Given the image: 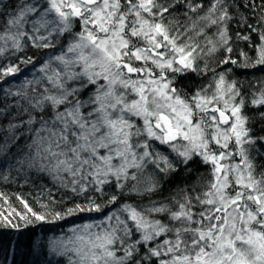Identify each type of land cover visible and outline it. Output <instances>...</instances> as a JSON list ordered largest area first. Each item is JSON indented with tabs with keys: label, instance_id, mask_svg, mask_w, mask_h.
I'll return each mask as SVG.
<instances>
[{
	"label": "snow or ice",
	"instance_id": "obj_1",
	"mask_svg": "<svg viewBox=\"0 0 264 264\" xmlns=\"http://www.w3.org/2000/svg\"><path fill=\"white\" fill-rule=\"evenodd\" d=\"M181 6L183 20L174 15ZM242 6L258 7L262 28L241 16L260 40L255 60L242 52L241 62L231 55L228 25L232 10ZM0 17V57L29 47L56 50L41 64L42 76L26 81L42 87L6 93L19 97L16 122L7 125L12 139L32 134L18 164L51 174L85 198L53 219L101 213L125 193L154 195L181 166L191 174L196 159L210 168L198 186L148 205L121 204L100 222L71 229L59 246L50 242V251L68 264H264V165L257 164L264 159V135L254 127L264 122V80L246 92L227 67H264V0L259 6L255 0H0ZM213 26L217 40L205 31ZM220 49L226 54L217 65L224 70L202 64ZM17 59L35 67L32 57ZM21 71L0 67V80ZM209 72L212 79L191 92L180 85L189 74ZM13 146L5 141L0 147ZM22 202L27 212L16 215L25 223L0 213V227H27L29 213L47 219ZM40 243L32 240L30 247Z\"/></svg>",
	"mask_w": 264,
	"mask_h": 264
},
{
	"label": "trees",
	"instance_id": "obj_2",
	"mask_svg": "<svg viewBox=\"0 0 264 264\" xmlns=\"http://www.w3.org/2000/svg\"><path fill=\"white\" fill-rule=\"evenodd\" d=\"M23 2V0H3V4L17 5ZM32 2V0H29ZM196 3H203L207 5L208 0H195ZM239 3L247 5L248 0H238ZM262 0H255L257 6L260 5ZM6 11H11L7 9ZM184 7L181 6L177 13L179 19L183 20ZM202 14V13H201ZM233 19L229 22V35L231 36V47L233 52L231 55L234 59L242 62L243 57L240 55L242 52L247 53L250 58L255 60L257 56L255 45L260 43L257 32H250L249 28L240 23L241 16L248 17V24H251L257 28H262L257 22V17L260 15L258 7L251 9L247 7H239L232 10ZM4 22V17H0V25ZM75 30V29H74ZM207 36L213 40H217L215 26L205 29ZM237 33L240 35H250V40L245 41L237 38ZM66 40V39H65ZM63 40L62 42H65ZM198 42L204 43V37H199ZM53 49H35L26 48L23 53H16L13 55L11 52L6 53L3 57H0V67L6 65H19L22 71L0 80V111L6 110L11 112L12 115L5 118L0 115V146L4 145L5 141L11 147L10 151L3 147H0V213L9 216L14 222L23 225L25 222L19 219L18 213H25L27 209L22 201H26L29 207L33 211L46 215L45 221H36L29 213V218L33 220V223L27 227L21 229L2 228L0 227V264H68L67 257L54 254L49 250V243L52 242L53 246H59L66 241V238L70 235L71 229L76 226H82L86 224L98 223L104 219L110 212L115 211L124 203H133L148 205L150 200L163 201L168 197L174 196L178 193V190L186 187L198 186L202 177L205 175L204 170L199 163H202L199 159H196L189 168V171L181 166L180 170L173 173L171 176L162 181V187L159 192L154 195L137 196L135 194L125 193L118 204L108 205L103 212H91V213H78L74 216L65 217L64 219H53L52 214L56 212H63L67 208L73 206L74 203H84V196H75L69 189H65L60 183L53 178L49 173L40 172L35 168L21 167L18 161L21 159L22 146L29 143L28 137L31 133H26L23 139L16 141L12 139L11 133L7 130L8 123L16 122V114L18 108L15 101L19 97L8 96L7 92H16L22 89V86L27 87L29 90L33 87H42L26 84V81H34L33 77L38 75L39 78L42 73L39 72V68L43 61L47 60L53 52ZM226 53L223 49L218 50L211 56L204 57L203 63H208L210 68H214L217 71L224 70L223 65H217V61L223 58ZM18 56L32 57L36 62L35 67L33 65L21 64L17 59ZM233 69L229 73V78L240 82L242 88L246 91H254L259 86V81L264 80V67L257 68H236L235 65H228ZM212 79V73L209 72L206 76H199L197 74H189L180 79V85L185 87L189 92L198 87L201 84H207ZM71 83V82H70ZM89 91H92L91 89ZM85 94L82 99H86ZM23 103V101H21ZM260 111H264L261 108ZM250 116L256 115L254 110H250L248 113ZM45 117L51 115L50 110H46ZM26 118V117H25ZM258 135H264V122H259L254 125ZM258 165H264V159L257 160ZM151 166L148 170H151ZM264 170V169H261ZM187 171V173H185ZM210 169H208V174ZM111 192L112 189H106ZM92 195V193H88ZM107 197L97 200L98 203H105ZM163 214L156 215L157 219H162L167 222ZM95 231V229H93ZM36 240L40 243L39 247L31 248L30 241ZM71 246V245H69Z\"/></svg>",
	"mask_w": 264,
	"mask_h": 264
},
{
	"label": "rangeland",
	"instance_id": "obj_3",
	"mask_svg": "<svg viewBox=\"0 0 264 264\" xmlns=\"http://www.w3.org/2000/svg\"><path fill=\"white\" fill-rule=\"evenodd\" d=\"M77 31V30H76ZM64 44H66L67 43V41H65V42H63ZM53 54H56V50H54L52 53H51V55H53ZM50 55V56H51ZM135 120H136V122L138 123V124H140L141 123V121H140V119L139 118H134ZM154 146L156 147V149L158 150V151H161V152H164L165 154H169V152H170V150L166 147V146H163V145H160L158 142H154ZM174 155V154H173ZM148 171H152V169L151 170H148ZM185 173H187V171H185ZM190 188V187H189Z\"/></svg>",
	"mask_w": 264,
	"mask_h": 264
},
{
	"label": "bare ground",
	"instance_id": "obj_4",
	"mask_svg": "<svg viewBox=\"0 0 264 264\" xmlns=\"http://www.w3.org/2000/svg\"><path fill=\"white\" fill-rule=\"evenodd\" d=\"M39 78V76L38 75H35V77H33V80H35V79H38ZM192 164V163H191ZM200 164V166L202 167V170H204V173H202V174H204L205 176L204 177H202V178H206L207 176H208V169H210L209 168V166H207V165H204V164H202V163H199ZM166 200V199H165ZM164 219L167 221V218L166 217H164Z\"/></svg>",
	"mask_w": 264,
	"mask_h": 264
},
{
	"label": "flooded vegetation",
	"instance_id": "obj_5",
	"mask_svg": "<svg viewBox=\"0 0 264 264\" xmlns=\"http://www.w3.org/2000/svg\"><path fill=\"white\" fill-rule=\"evenodd\" d=\"M79 31V26L77 25L76 27H75V31ZM65 41H67V40H65ZM164 146V145H163Z\"/></svg>",
	"mask_w": 264,
	"mask_h": 264
}]
</instances>
